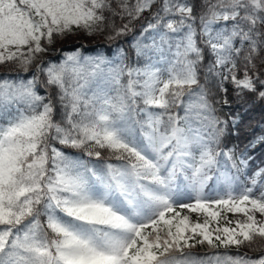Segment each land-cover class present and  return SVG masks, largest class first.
I'll return each mask as SVG.
<instances>
[{"label":"snow or ice","instance_id":"snow-or-ice-1","mask_svg":"<svg viewBox=\"0 0 264 264\" xmlns=\"http://www.w3.org/2000/svg\"><path fill=\"white\" fill-rule=\"evenodd\" d=\"M146 12L131 56L43 59L66 34L128 36ZM6 62L0 264H264L239 252L264 246V136L230 145L239 119L220 107L226 84L264 102V0H0ZM205 244L237 252L191 251Z\"/></svg>","mask_w":264,"mask_h":264},{"label":"trees","instance_id":"trees-1","mask_svg":"<svg viewBox=\"0 0 264 264\" xmlns=\"http://www.w3.org/2000/svg\"><path fill=\"white\" fill-rule=\"evenodd\" d=\"M149 13H144L140 20L134 22L136 25L133 33L120 37L114 40L107 38L108 32L87 35L84 32H76L74 34H66L64 37L58 38L56 42L51 46L53 51L43 54L45 61H58L63 58V55L73 50H80L87 55H96L97 52L108 54L115 53L117 46L123 47L128 50L131 56L132 50L130 48V42L132 36L137 34L140 30V25L146 23L145 17H148ZM122 22L117 19L116 24L119 26ZM260 70H264V65H259ZM15 65L11 62H6L0 65V79L5 76L13 75L15 73ZM32 70L25 74L31 75ZM229 89L227 96L229 98V105H221V109L224 113L234 114L238 117V134L236 136L228 137L229 144H238L241 147L249 146L250 141H254L260 136H264V102L255 99L254 94L245 93L243 98L237 97L235 91L231 85H225ZM43 89H41V92ZM68 152H74L73 149H66ZM250 155L252 157L251 164L253 166L264 167V142L256 143L254 147H250ZM115 162V161H113ZM193 254L203 257L211 256L214 253L229 252L235 255L236 248L224 249H212L209 246L197 245L191 250ZM239 252L253 258L264 255V246H257L255 249H250L247 246H243L239 249Z\"/></svg>","mask_w":264,"mask_h":264},{"label":"rangeland","instance_id":"rangeland-1","mask_svg":"<svg viewBox=\"0 0 264 264\" xmlns=\"http://www.w3.org/2000/svg\"><path fill=\"white\" fill-rule=\"evenodd\" d=\"M183 212H184V214L190 215V218L193 220V222H195L197 219H199L202 222L204 219L203 216H200L195 212L189 213L187 209H184ZM222 215H224V214L222 213ZM238 218H241V214L227 213V219L228 220L234 221ZM257 218L258 219L260 218L259 214H257ZM221 224H223V221H221Z\"/></svg>","mask_w":264,"mask_h":264}]
</instances>
